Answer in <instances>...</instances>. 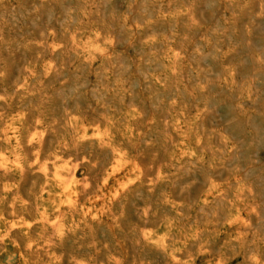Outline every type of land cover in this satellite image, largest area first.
I'll list each match as a JSON object with an SVG mask.
<instances>
[{"label":"bare ground","instance_id":"bare-ground-1","mask_svg":"<svg viewBox=\"0 0 264 264\" xmlns=\"http://www.w3.org/2000/svg\"><path fill=\"white\" fill-rule=\"evenodd\" d=\"M193 2L0 0V264H264V184L152 34Z\"/></svg>","mask_w":264,"mask_h":264},{"label":"rangeland","instance_id":"rangeland-1","mask_svg":"<svg viewBox=\"0 0 264 264\" xmlns=\"http://www.w3.org/2000/svg\"><path fill=\"white\" fill-rule=\"evenodd\" d=\"M193 1L190 16L178 15L172 25L159 20L152 34H172L185 54L186 79L195 90L190 102L206 104L213 144L220 145V134L235 141L237 149L225 172L239 170L256 185L264 184V16L250 7L254 0L235 5L228 0ZM124 9L121 2L114 3L116 15ZM134 9L128 10L132 23L141 20L140 7ZM122 50L131 59L144 47L139 42ZM200 78L208 85L203 101L197 92Z\"/></svg>","mask_w":264,"mask_h":264}]
</instances>
